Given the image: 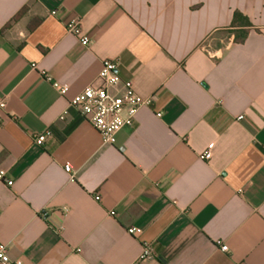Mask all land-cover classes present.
<instances>
[{
	"label": "crops",
	"instance_id": "crops-1",
	"mask_svg": "<svg viewBox=\"0 0 264 264\" xmlns=\"http://www.w3.org/2000/svg\"><path fill=\"white\" fill-rule=\"evenodd\" d=\"M111 59L153 103L103 145L69 103ZM0 99L12 262L264 264V0H0Z\"/></svg>",
	"mask_w": 264,
	"mask_h": 264
},
{
	"label": "built area",
	"instance_id": "built-area-1",
	"mask_svg": "<svg viewBox=\"0 0 264 264\" xmlns=\"http://www.w3.org/2000/svg\"><path fill=\"white\" fill-rule=\"evenodd\" d=\"M55 14V13H54ZM67 30L72 33L82 45L88 46L90 38L83 34L80 21L74 20L67 24ZM58 93L65 97L69 89L67 86L54 83ZM153 103V97L144 98L134 89L132 81L123 80L119 75V61L117 59L105 60L102 63L101 71L96 82L77 96L69 103L70 108L77 110L83 119L88 122L99 134L103 145H114L117 135L126 128H133L137 122V115L143 107H149ZM6 102L0 99V109H5ZM243 117H239L242 120ZM47 133L34 136V143L42 146ZM211 154L207 153L204 159H210ZM65 172L73 178L74 168L67 164ZM5 172L0 171V180L5 177ZM99 201L100 197H96ZM113 215V214H112ZM137 228H130L128 233L134 235ZM221 244V243H219ZM221 251L228 252V246H220ZM154 252L149 243L143 244V250L139 261L151 260ZM0 264H23L21 260L11 261L8 254V246L0 243Z\"/></svg>",
	"mask_w": 264,
	"mask_h": 264
},
{
	"label": "trees",
	"instance_id": "trees-1",
	"mask_svg": "<svg viewBox=\"0 0 264 264\" xmlns=\"http://www.w3.org/2000/svg\"><path fill=\"white\" fill-rule=\"evenodd\" d=\"M24 10L21 11L15 18L14 21H18L24 14ZM252 27L249 19L242 15L240 12L234 14L233 22L231 28L237 29V37L235 43H243L248 35V29Z\"/></svg>",
	"mask_w": 264,
	"mask_h": 264
}]
</instances>
